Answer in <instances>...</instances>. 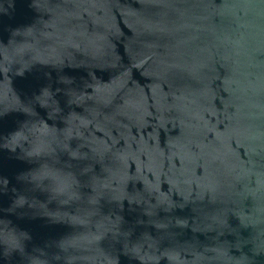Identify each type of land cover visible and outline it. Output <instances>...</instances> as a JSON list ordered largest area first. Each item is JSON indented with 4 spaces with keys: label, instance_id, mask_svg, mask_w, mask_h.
I'll return each mask as SVG.
<instances>
[{
    "label": "water",
    "instance_id": "95a60500",
    "mask_svg": "<svg viewBox=\"0 0 264 264\" xmlns=\"http://www.w3.org/2000/svg\"><path fill=\"white\" fill-rule=\"evenodd\" d=\"M0 264H264V0H0Z\"/></svg>",
    "mask_w": 264,
    "mask_h": 264
}]
</instances>
